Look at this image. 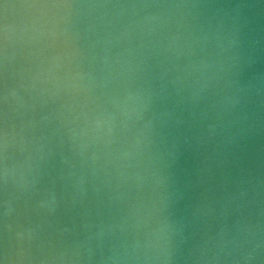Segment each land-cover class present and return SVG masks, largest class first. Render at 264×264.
<instances>
[{"label": "clouds", "instance_id": "clouds-1", "mask_svg": "<svg viewBox=\"0 0 264 264\" xmlns=\"http://www.w3.org/2000/svg\"><path fill=\"white\" fill-rule=\"evenodd\" d=\"M0 264H264V0H0Z\"/></svg>", "mask_w": 264, "mask_h": 264}]
</instances>
